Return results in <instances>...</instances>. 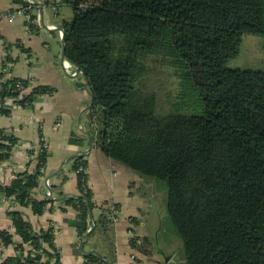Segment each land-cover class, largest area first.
I'll return each mask as SVG.
<instances>
[{
    "label": "trees",
    "instance_id": "trees-1",
    "mask_svg": "<svg viewBox=\"0 0 264 264\" xmlns=\"http://www.w3.org/2000/svg\"><path fill=\"white\" fill-rule=\"evenodd\" d=\"M13 1L32 12L25 0ZM63 5L74 13L61 25L65 60L83 72L93 98L89 135L105 157L142 179L148 214L156 220L148 236L130 240L131 247L157 264H264V71L228 66L243 36L264 37V0H60L54 7ZM13 45L31 52L20 40L6 43L8 52ZM153 57L167 60L179 79L168 113L160 112L157 94L143 83ZM15 61L7 53L4 67ZM5 76L0 115L11 114L9 103L33 108L39 96L54 94L49 86ZM18 141L0 128V164ZM84 141L73 135L69 143ZM30 154L34 169L2 187L19 207L9 211L14 233L0 228V243L17 250L3 264H61L53 228L38 229L20 210L42 215L52 202L32 196L50 153ZM87 166L84 157L74 159L79 195L63 201L78 212L73 223L80 237L91 222L88 204L96 207L88 176L79 171ZM151 184L166 191L163 213ZM115 211L103 207L95 223L107 237ZM165 218L177 237L168 248L157 239ZM131 224L141 220L131 218ZM110 252L86 256V264L114 262L112 244Z\"/></svg>",
    "mask_w": 264,
    "mask_h": 264
},
{
    "label": "crops",
    "instance_id": "crops-1",
    "mask_svg": "<svg viewBox=\"0 0 264 264\" xmlns=\"http://www.w3.org/2000/svg\"><path fill=\"white\" fill-rule=\"evenodd\" d=\"M33 3L26 13L23 6L15 4L13 0H0V73L4 68L7 53L16 61L10 64V75L34 82L35 86L45 85L54 90L52 96H39L33 108H24L9 103L12 108L9 116L0 115V128L6 129L19 139L12 151L11 157L0 164V228L14 232L13 219L9 214L10 201L4 195L2 187L11 183L15 175L25 171H32L36 164L30 152L36 154V145L43 137L49 145L50 158L47 163V178L50 186L40 179L32 196L38 201L51 200L42 215H36L31 207L20 208L25 216L38 229H48L52 224L59 225V232L55 233V246L60 255L61 264H86V253L98 252L102 258L109 256L110 246L115 248V259L111 264H133L132 256L135 255L142 264L154 263L147 258H142L130 245V233L137 237L150 234V228L156 226L155 219L150 216V204L144 196L143 181L137 175L125 167L114 163L105 157L97 147L93 139L91 148L87 134L89 129L82 125L90 96L86 90V80L82 82L83 89L74 88L71 83L77 77H71L65 71L60 73L54 57L46 49L44 43V29L30 28L28 16L34 15L35 21H44V3L58 5L59 0H25ZM38 7L40 14L34 12ZM53 8V7H52ZM54 9V8H53ZM56 14L58 11L56 10ZM50 26L59 25L56 23ZM62 23L60 24V26ZM53 29V28H52ZM49 32H54V30ZM43 34V35H42ZM62 36V34H61ZM51 37V36H50ZM21 41V45L30 49L25 53L13 45L11 51H7L6 43L15 44ZM34 60L35 62H33ZM60 119V126L56 127ZM85 139L82 144H70L72 136ZM91 138V137H90ZM87 152L84 157L88 163L89 185L93 193L95 208L92 210V218L87 233L80 237L74 221L78 212L64 204L68 195H79V184L77 173L73 170L74 159ZM30 165V166H29ZM51 189L52 198L49 197ZM18 206V205H17ZM15 206V207H17ZM103 207H112L115 211L112 234L108 237L100 229L96 228V222L102 214ZM19 208V207H17ZM139 218L141 224L133 226L131 218ZM133 227L135 232H131ZM19 240V238H16ZM18 242V241H17ZM83 243L84 247L81 248ZM16 247L11 245L0 257V264L9 257H16ZM158 257H154L157 260ZM109 262V261H108Z\"/></svg>",
    "mask_w": 264,
    "mask_h": 264
},
{
    "label": "rangeland",
    "instance_id": "rangeland-1",
    "mask_svg": "<svg viewBox=\"0 0 264 264\" xmlns=\"http://www.w3.org/2000/svg\"><path fill=\"white\" fill-rule=\"evenodd\" d=\"M46 1L47 0H44L43 3ZM35 3L39 4L38 0H35ZM50 6L51 7L47 6L44 3V10H45L44 21L43 22L41 21V23H39L38 28L44 29L43 31L46 30L44 33V43H46V49H48L50 51L49 52L50 55L54 57V63L56 64V67L59 69L58 71L60 73H63V75H65V71L67 72V70L64 67V62H63V68L65 69V71L62 68V51H63V43H62V36H61L62 32L58 28L60 27V24L63 23L64 21L71 20L74 16V13H73L72 8L68 5H63L60 8L54 7L52 5ZM56 10L58 11V14H56ZM34 12L35 13L38 12L40 14L38 7H35ZM28 18L30 19L29 20L30 25L33 26L34 19H32L31 16H28ZM56 22L57 24H59L58 26L48 25V24L56 23ZM51 29L54 30V32H49L51 31ZM32 61L35 62L34 60ZM228 66L233 69L264 71V37L258 36V35H249V34L243 36V41L240 47L239 55L231 59L228 62ZM148 70H149L148 74L143 79V83L151 91L157 94L158 107H159L160 112L168 113L172 111L173 105L177 102L178 85H179V79L176 76V70L169 64L167 60L160 58V57L150 58V60L148 61ZM83 81H84V76L82 74H79L77 78L72 80L71 83L73 84L74 88L79 87V89H83L84 87V85H82ZM30 83H32V86H35L34 82L31 81ZM91 103L92 102L90 99V103L87 105L86 110L83 112V114L85 112L86 113H85V117H83L84 121L82 122V125L85 126L87 129L90 128V119H89L88 112H89V109H90L89 107L91 106ZM86 168H87L86 175L89 176L88 167ZM86 184H87V188L91 189L89 185V179ZM150 188L155 191V194L158 198L157 202L159 204L158 206V208L160 209L159 211L161 213L165 212L164 205L166 203V191L164 189L161 190L160 187L154 184H151ZM11 233H14V232H11ZM130 236H131V239L135 237L131 233H130ZM15 238H18V237L15 236ZM157 239L160 243V246H164L166 244L167 246L171 247L173 246V242L175 243V241H177V237L168 219L164 221L163 230L161 231ZM135 253L137 254L136 251ZM142 258H147V257L142 256ZM132 262L133 264H135L134 260ZM138 264H142V263H138ZM149 264H157V263L150 262Z\"/></svg>",
    "mask_w": 264,
    "mask_h": 264
},
{
    "label": "built area",
    "instance_id": "built-area-1",
    "mask_svg": "<svg viewBox=\"0 0 264 264\" xmlns=\"http://www.w3.org/2000/svg\"><path fill=\"white\" fill-rule=\"evenodd\" d=\"M28 3L30 5L33 4L30 1H28ZM33 23H34L33 25L36 28H38V25H39V23H41V21L40 20H38V21H35L34 20ZM64 67L67 70L66 73L67 74H70L71 77H77L79 75L78 69L75 68L73 65H71L69 62L65 61L64 62ZM0 74H5L7 76H11L10 75L9 68H7V67H4L2 69V71H1ZM5 75L3 77H0V90L3 88L2 85H3V83L5 81V78H6ZM31 87H34V86H32V83H31ZM23 89H24V86L21 83H19L18 90H21L22 91ZM44 95H47V94H44ZM44 95H42V96H44ZM25 108H31V106L28 103H26L25 104ZM60 124H61L60 123V119H58L57 122H56V127L60 126ZM35 148L37 149V152L38 153L43 152V151H49V145H48V143H46V141H45V139L43 137L40 139V142L38 143V145L35 146ZM46 167L43 168V169H41V174H42V177H43L42 180H44L47 183V185L50 186V181H49V179L47 178V175H46V172H47ZM79 171H81L84 174H87V168L86 167H81L79 169ZM49 197L52 198L51 191L49 192ZM8 201H10V204L12 205L11 207H13V208L18 205V201L15 199V197H12V198L8 199ZM51 227L54 230V234L57 233V232H59V230H60L59 229V225H57V224H52ZM5 252H6V247L3 246V244L0 243V253L4 254ZM132 259L134 260V263L135 264H138L139 263L137 257L133 256Z\"/></svg>",
    "mask_w": 264,
    "mask_h": 264
},
{
    "label": "water",
    "instance_id": "water-1",
    "mask_svg": "<svg viewBox=\"0 0 264 264\" xmlns=\"http://www.w3.org/2000/svg\"><path fill=\"white\" fill-rule=\"evenodd\" d=\"M61 32H62V43H63V51H62V60H65V42H64V36H65V31H64V28L62 27V26H60L59 28H58ZM78 73H81V74H83V72L80 70V69H78ZM88 84V81H86V85ZM91 106L93 105V98H91ZM91 106L89 107V108H91ZM88 135V137H89V140H90V144H91V148L93 147V142H92V139L90 138V135L89 134H87ZM87 155V152L86 153H84V154H81V155H78L77 157H85ZM51 191V190H50ZM88 210H89V215H90V218H92V209H91V207H90V205L88 204ZM93 231V228L87 233V235L85 236V237H87L88 236V234H90L91 232ZM84 247V245H83V243L81 244V248H83ZM92 254H96L99 258H102V256L98 253V252H96V251H89V252H87L85 255L86 256H89V255H92ZM108 264H111L110 262H108Z\"/></svg>",
    "mask_w": 264,
    "mask_h": 264
},
{
    "label": "bare ground",
    "instance_id": "bare-ground-1",
    "mask_svg": "<svg viewBox=\"0 0 264 264\" xmlns=\"http://www.w3.org/2000/svg\"><path fill=\"white\" fill-rule=\"evenodd\" d=\"M67 65V64H66Z\"/></svg>",
    "mask_w": 264,
    "mask_h": 264
}]
</instances>
